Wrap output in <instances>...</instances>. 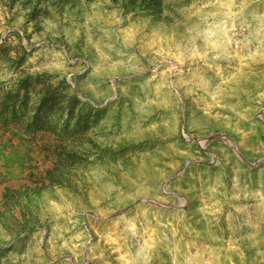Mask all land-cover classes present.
<instances>
[{
	"label": "rangeland",
	"instance_id": "374dc122",
	"mask_svg": "<svg viewBox=\"0 0 264 264\" xmlns=\"http://www.w3.org/2000/svg\"><path fill=\"white\" fill-rule=\"evenodd\" d=\"M0 264H264V0H0Z\"/></svg>",
	"mask_w": 264,
	"mask_h": 264
}]
</instances>
